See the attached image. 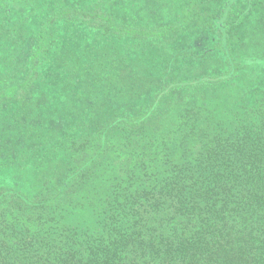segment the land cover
Returning a JSON list of instances; mask_svg holds the SVG:
<instances>
[{
  "label": "trees",
  "instance_id": "16d2710c",
  "mask_svg": "<svg viewBox=\"0 0 264 264\" xmlns=\"http://www.w3.org/2000/svg\"><path fill=\"white\" fill-rule=\"evenodd\" d=\"M263 67L264 0H0V264H264Z\"/></svg>",
  "mask_w": 264,
  "mask_h": 264
},
{
  "label": "rangeland",
  "instance_id": "374dc122",
  "mask_svg": "<svg viewBox=\"0 0 264 264\" xmlns=\"http://www.w3.org/2000/svg\"><path fill=\"white\" fill-rule=\"evenodd\" d=\"M69 1L71 3H73V4H77V3H79L80 0H69ZM125 11L126 12H129V8L127 7V10H125ZM114 13L117 14L116 12H114ZM123 16H125V14H123ZM253 85L256 86L257 91L264 90V67L263 68H260L259 75L257 76V79L253 83Z\"/></svg>",
  "mask_w": 264,
  "mask_h": 264
}]
</instances>
